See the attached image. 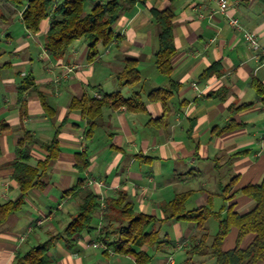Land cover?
<instances>
[{
    "label": "crops",
    "instance_id": "crops-1",
    "mask_svg": "<svg viewBox=\"0 0 264 264\" xmlns=\"http://www.w3.org/2000/svg\"><path fill=\"white\" fill-rule=\"evenodd\" d=\"M103 1L87 0L83 11ZM227 3L228 13L254 32L264 47V0ZM201 4L205 9L199 16ZM166 6L174 12L175 53L169 78L154 65L159 26L150 12L151 7ZM215 10L214 0L135 3L112 25L113 40L96 43L94 56L88 57V42L77 38L62 57L53 58L44 47L48 19L31 32L22 22V8L0 0V202L20 196L12 174L21 146H26L25 162L32 167L45 158V145L55 132L59 146L57 157L42 173L39 169L40 185L31 187L21 209L0 224V264H13L16 256L50 234L62 233L88 192L99 196L91 222L94 229L79 234L71 248L56 240L47 252L49 264H137L133 256L117 254L98 240L105 200L119 193L136 212L157 218L165 217L161 205L182 192L188 193V210L210 205L224 217L230 203L239 213L251 209L253 201L240 189L264 177V90L257 94L253 85L256 81L264 87V56L251 50L241 30L229 26L225 15ZM127 58L136 60L140 79L119 87L116 74ZM213 63H218L219 73L201 78ZM26 76L34 85L19 95L17 87ZM171 82L177 88L165 103L147 100L151 90L168 89ZM116 90L123 97L139 91L144 109L103 106L97 124L85 135L87 119L70 108L71 100L83 95L100 98ZM219 91L221 95L215 96ZM81 152L88 161L82 171L75 160ZM90 178L101 184H87ZM233 178L231 188L222 193ZM216 229V219L208 218L207 243ZM237 233L236 227L229 230L222 249L235 246ZM197 236L194 223L168 219L160 225L159 237L171 241V246L141 249L152 257L147 264H161L172 250L183 251L184 264L185 257L193 256L188 251ZM252 237L245 236L241 246Z\"/></svg>",
    "mask_w": 264,
    "mask_h": 264
},
{
    "label": "trees",
    "instance_id": "trees-1",
    "mask_svg": "<svg viewBox=\"0 0 264 264\" xmlns=\"http://www.w3.org/2000/svg\"><path fill=\"white\" fill-rule=\"evenodd\" d=\"M10 4L22 8L21 19L25 28L31 32H37L43 20L48 19V28L44 35V47L53 58H60L67 50L70 43L77 38H83L88 42V57L94 56L95 45L100 42L104 45L110 43L113 38L112 25L118 19L123 9L133 6L135 3L146 4L150 0H104L94 3L87 12L83 11V5L87 0H7ZM174 1V0H169ZM153 20L159 26L158 46L154 52V65L157 71L169 78L171 73V59L175 53L173 41L174 12L170 6L164 8H150ZM218 63H213L201 74L205 79L213 74H218ZM119 87L135 84L140 79L136 60L127 58L123 69L116 74ZM33 79L29 76L23 78L17 87L21 95L33 87ZM257 94L264 87L253 81ZM177 85L171 82L170 88H157L147 94L148 101H160L165 103L176 91ZM222 91L216 92L220 96ZM212 94V93H211ZM44 105V102H43ZM243 104L238 108L248 106ZM103 106H124L129 110L142 111L144 102L139 91H135L129 97H123L119 90L106 93L100 98L81 96L73 98L70 108H77L88 122L85 135H88L97 124V117ZM23 139L19 145H23ZM47 154L42 161H38L36 167L26 164L29 158L26 146L20 147V160L15 164L13 179L18 183L20 196L15 200L0 202V224L6 218L24 204V198L31 187L39 186V178L47 165L57 155L59 146L55 136L45 145ZM76 166L82 171L88 165L84 153L75 156ZM39 169L41 173H39ZM234 178L222 187V193L226 194L233 184ZM240 191L253 201V206L246 212L239 213L234 210V203H230L226 214L221 217L218 212L212 210L210 205L186 209L185 200L187 192L176 194L170 201L161 205L164 218H157L151 214L136 212L133 205L123 193L115 198L105 200L103 208V223L98 231V240L105 247L117 254L133 256L137 264L150 263L152 257L141 249L143 245L153 249H161L171 246V241L159 237L160 225L168 220H187L195 224L199 230V236L190 242L189 253L191 255H209L215 264H264V177L259 183H248ZM99 208V196L88 192L79 205L78 211L65 226L62 233L50 234L41 244L34 246L25 253L15 257L13 264H49L47 252L56 240H63L67 248L74 246L76 237L85 231L94 229L91 222L96 210ZM213 217L217 221V229L207 243L205 223ZM232 227L238 230L236 244L233 248L222 249V242ZM114 233L113 240L109 236ZM252 234L251 241L241 246L242 239Z\"/></svg>",
    "mask_w": 264,
    "mask_h": 264
},
{
    "label": "built area",
    "instance_id": "built-area-1",
    "mask_svg": "<svg viewBox=\"0 0 264 264\" xmlns=\"http://www.w3.org/2000/svg\"><path fill=\"white\" fill-rule=\"evenodd\" d=\"M214 1L216 3V10L215 11L220 12L223 15H225L227 24L229 26L234 27L238 30H241L242 37L251 50L258 52L261 56H264V47L260 46L258 39H257V36L254 34V32L245 29L237 17L232 16L228 13L229 5L227 3V0H214ZM200 9L201 10L205 9V5L201 4L199 6V10H198L199 16H202L203 14H202ZM193 86L196 87L195 84H193ZM92 183L101 184V182H99V181L97 182L96 180H94L92 178L87 180V184H92ZM35 223L40 224L41 220H36ZM161 264H173L172 255L171 254L167 255Z\"/></svg>",
    "mask_w": 264,
    "mask_h": 264
},
{
    "label": "rangeland",
    "instance_id": "rangeland-1",
    "mask_svg": "<svg viewBox=\"0 0 264 264\" xmlns=\"http://www.w3.org/2000/svg\"><path fill=\"white\" fill-rule=\"evenodd\" d=\"M129 88H131V87H129ZM128 94L130 95V92L126 93L125 96H127ZM208 242H210V240H208ZM171 255H172L173 259H175L177 261L176 264H180L183 262V251L172 250ZM181 255H182V257H181ZM203 258L204 257L198 256V255H193V256L189 255V257H187V258L185 257L184 264H209L208 260H210V262H214L210 256L205 257L204 262H202Z\"/></svg>",
    "mask_w": 264,
    "mask_h": 264
}]
</instances>
